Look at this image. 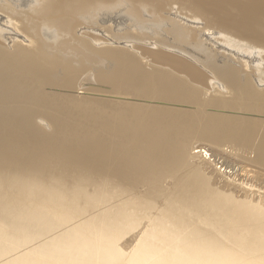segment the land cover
<instances>
[{"label":"bare ground","instance_id":"1","mask_svg":"<svg viewBox=\"0 0 264 264\" xmlns=\"http://www.w3.org/2000/svg\"><path fill=\"white\" fill-rule=\"evenodd\" d=\"M256 16L250 7L235 15L242 24ZM253 48L233 51L242 67L251 66L243 58L261 63ZM171 59L192 83L113 77L112 90L135 117L114 125L116 143L98 141L100 157L83 159L67 146L38 164L0 168V264H264V130L256 128L261 119L237 112L264 114L262 80L205 77ZM187 101L194 106L177 103ZM233 151L230 167L224 153Z\"/></svg>","mask_w":264,"mask_h":264},{"label":"rangeland","instance_id":"2","mask_svg":"<svg viewBox=\"0 0 264 264\" xmlns=\"http://www.w3.org/2000/svg\"><path fill=\"white\" fill-rule=\"evenodd\" d=\"M231 1L0 0V168L38 164L69 148L83 159L100 157L98 141L116 143L119 138L114 125L135 117L131 106L125 107L123 94L112 90L113 77L176 76L190 81L188 77L193 76L188 69L172 57L192 63L205 77H260L262 83L256 90L264 91V0ZM240 7H250L259 18L251 24L239 23L235 15ZM142 8L144 13H140ZM253 46L257 54L260 52L261 63L254 66L252 59L243 58L251 65L244 68L233 51L254 50ZM177 103L194 106L189 101ZM262 110L237 112L255 122L261 119L256 128L263 131ZM202 145L211 147L207 141ZM217 148L224 152L227 146ZM226 152L227 166H235L237 154ZM241 155L254 157V153Z\"/></svg>","mask_w":264,"mask_h":264}]
</instances>
